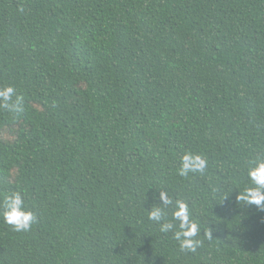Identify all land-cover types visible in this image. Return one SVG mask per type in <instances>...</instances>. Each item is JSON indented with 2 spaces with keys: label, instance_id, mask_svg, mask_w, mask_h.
I'll return each instance as SVG.
<instances>
[{
  "label": "trees",
  "instance_id": "trees-1",
  "mask_svg": "<svg viewBox=\"0 0 264 264\" xmlns=\"http://www.w3.org/2000/svg\"><path fill=\"white\" fill-rule=\"evenodd\" d=\"M9 84L0 201L36 221L0 215V264H264V209L237 199L264 154V0H0ZM186 151L205 175H178ZM161 188L190 202L196 252L148 220Z\"/></svg>",
  "mask_w": 264,
  "mask_h": 264
},
{
  "label": "clouds",
  "instance_id": "clouds-1",
  "mask_svg": "<svg viewBox=\"0 0 264 264\" xmlns=\"http://www.w3.org/2000/svg\"><path fill=\"white\" fill-rule=\"evenodd\" d=\"M0 109L11 113L24 111L23 97L17 93L16 88L9 84L0 87ZM209 161L201 153L186 151L181 157V166L178 175L188 177L190 173L205 175ZM247 177L250 185L239 193L237 199L247 205H256L264 209V154H256L247 161ZM213 189V192H217ZM152 199L159 201L153 203L148 211V220L159 226L164 234L172 233L173 238L179 242L181 250L196 252L203 241L198 237L201 234V224L193 218L190 202L187 199L173 196L167 189H158ZM0 215L4 222L16 232L29 231L36 221L35 213L27 208L25 199L20 192H12L0 201ZM210 228V227H209ZM212 229V228H211ZM203 235L209 240L213 232L203 229Z\"/></svg>",
  "mask_w": 264,
  "mask_h": 264
}]
</instances>
